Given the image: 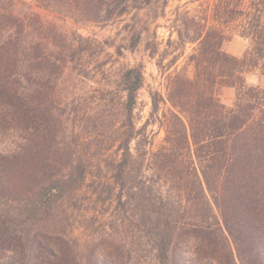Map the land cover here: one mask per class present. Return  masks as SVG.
<instances>
[{
    "label": "trees",
    "instance_id": "1",
    "mask_svg": "<svg viewBox=\"0 0 264 264\" xmlns=\"http://www.w3.org/2000/svg\"><path fill=\"white\" fill-rule=\"evenodd\" d=\"M156 1L42 0L89 22ZM196 1L177 7L168 40L181 53L191 46V75L186 65L171 75L164 136L148 149L133 121L142 64L123 66L88 105L61 99L67 66L89 74L88 45L19 0H0V264H264V87L244 80L252 68L264 73V0ZM143 30L130 26L125 49ZM233 36L249 43L240 56L224 50ZM144 46L156 54V43ZM226 87L230 104L220 99ZM92 166L109 178L97 199L110 198L118 215L98 249L81 248L67 228Z\"/></svg>",
    "mask_w": 264,
    "mask_h": 264
},
{
    "label": "rangeland",
    "instance_id": "2",
    "mask_svg": "<svg viewBox=\"0 0 264 264\" xmlns=\"http://www.w3.org/2000/svg\"><path fill=\"white\" fill-rule=\"evenodd\" d=\"M20 7H28L43 21L53 23L58 30L69 38L84 40L83 45H88L82 58L85 77L76 70L67 66L58 81L56 94L61 99L70 95L82 99L83 106L91 94L96 95L102 87L112 88L120 69L126 65L141 63L143 66L144 84L138 90L136 104L133 110V121L136 128L141 131V138L149 149L156 148L163 136L161 126L164 113L167 112L169 102L167 93L169 79L176 70L186 65V55L190 52L188 44L184 53L170 45L168 40L174 39L173 18L177 7L192 8L198 4L196 0H157L154 4L140 10H131L129 13L113 18L106 22L76 21L63 12L57 13L43 5L42 0H19ZM19 4V3H18ZM143 27L142 42L133 51L125 49L127 38L130 35V26ZM78 37V38H77ZM152 41L157 45V52L153 56L144 46L145 41ZM248 41L233 36L224 44V50L240 56L248 47ZM176 55L177 60L173 61ZM187 66L191 75V67ZM262 67L252 68L244 74L247 85L264 87ZM235 96L233 87H226L220 91V99L230 104ZM158 102L157 112L152 111V98ZM119 97L111 102L112 113L118 117L117 104ZM145 139V140H144ZM134 147V143L131 144ZM96 167V166H95ZM92 166L81 190L75 195L77 204L68 211L67 228L69 233L78 240L81 248L95 246L100 248V234L110 229L111 224H118V215L114 209V202L107 198L104 201L97 199V194L102 186L98 180L109 181L103 167L98 173ZM106 193L101 192V197Z\"/></svg>",
    "mask_w": 264,
    "mask_h": 264
},
{
    "label": "crops",
    "instance_id": "3",
    "mask_svg": "<svg viewBox=\"0 0 264 264\" xmlns=\"http://www.w3.org/2000/svg\"><path fill=\"white\" fill-rule=\"evenodd\" d=\"M260 82L263 83L264 82V78L260 79Z\"/></svg>",
    "mask_w": 264,
    "mask_h": 264
}]
</instances>
